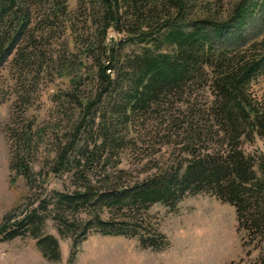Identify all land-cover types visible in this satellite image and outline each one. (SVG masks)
<instances>
[{
	"label": "trees",
	"instance_id": "obj_1",
	"mask_svg": "<svg viewBox=\"0 0 264 264\" xmlns=\"http://www.w3.org/2000/svg\"><path fill=\"white\" fill-rule=\"evenodd\" d=\"M80 7L91 33L75 28L67 1L0 0V70L13 67L17 82L58 21L70 34L74 46L68 42L58 55L57 71L68 82L51 97L70 122L45 174L77 183L1 223L0 240L29 235L44 258L58 261V239L44 233L51 217L58 235L71 239L70 261L91 231L138 236L141 248L161 251L169 240L144 213L155 203L174 210L186 196L208 194L234 207L248 243L263 244L264 152H254V142L264 147V94H255L252 83L264 76V0H236L224 13L186 0L76 1ZM110 28L128 35L107 43ZM12 93L15 109L23 93ZM27 102L24 126L6 132L10 181L22 176L31 189L35 179L19 149L32 143ZM147 120L159 121L181 152L141 178L121 180V154L136 148Z\"/></svg>",
	"mask_w": 264,
	"mask_h": 264
},
{
	"label": "rangeland",
	"instance_id": "obj_2",
	"mask_svg": "<svg viewBox=\"0 0 264 264\" xmlns=\"http://www.w3.org/2000/svg\"><path fill=\"white\" fill-rule=\"evenodd\" d=\"M36 1H67L75 28L79 32H92V25L84 22V18L80 16L83 9L80 7L79 11L76 8V1L89 0ZM186 1L195 2L210 13H224L236 0ZM126 22L125 25L131 22L129 17ZM134 25L137 27V24ZM63 26L64 24L58 21L56 27L51 30L48 38L50 40L46 44L44 40L41 50L43 54L37 59L34 58L30 71L20 75L19 82L15 79L17 72L13 67L6 65L0 70V96L8 95L0 104V224L21 217L28 205H35L38 199L51 190L70 191L77 186L67 174L49 177L45 174L48 162L55 156L56 147H62L66 143L67 125L70 122L68 115H61L58 105L51 100L52 95L65 89L68 82L57 72L60 64L58 55L65 50L68 42L69 48L74 46L70 34L64 32ZM127 33L110 28L105 42H118L124 39ZM20 90L23 93V101L21 100V104H17L14 109L12 102L15 93L12 91ZM252 90L257 95L264 94V76L253 81ZM27 101L32 105L24 116L27 120L28 117L35 120L30 131L32 143L29 151L25 150L22 143L19 144V149L25 155L35 179L31 189H28L22 176H16L13 183L10 181L14 172L9 168L10 148L6 132L10 126H24L20 112L28 105ZM149 120L142 128L140 142L136 148L121 154L119 167L126 171L121 174V180L141 178L146 173L153 172L155 165L176 159L181 152L175 144L169 142V137L170 141L174 137L166 128L160 126L159 121L151 124ZM246 149L252 150L253 146L246 145ZM73 151L68 154H74ZM256 151L264 152L260 140L254 142V152ZM142 218L149 226L168 238L169 245L165 249H143L140 247L138 236L103 235L91 231L80 241L70 261L71 239L60 237L55 229V221L48 217L44 233L58 239V261L44 258L36 247L35 240L29 235H22L11 240H0V264H264V261H259V246L264 245V242L248 243L244 231L237 229L234 207L208 194L186 196L177 203L174 210L155 203Z\"/></svg>",
	"mask_w": 264,
	"mask_h": 264
}]
</instances>
